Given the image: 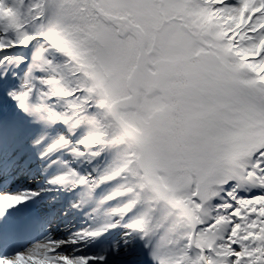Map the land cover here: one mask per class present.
Listing matches in <instances>:
<instances>
[{
    "label": "snow or ice",
    "instance_id": "1",
    "mask_svg": "<svg viewBox=\"0 0 264 264\" xmlns=\"http://www.w3.org/2000/svg\"><path fill=\"white\" fill-rule=\"evenodd\" d=\"M0 264H264V0H0Z\"/></svg>",
    "mask_w": 264,
    "mask_h": 264
}]
</instances>
